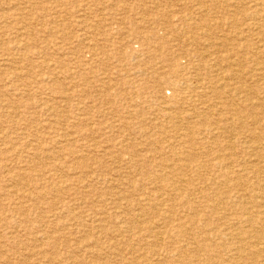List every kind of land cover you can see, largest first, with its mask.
<instances>
[{"label": "rangeland", "instance_id": "1", "mask_svg": "<svg viewBox=\"0 0 264 264\" xmlns=\"http://www.w3.org/2000/svg\"><path fill=\"white\" fill-rule=\"evenodd\" d=\"M259 71L264 0H0V264H264Z\"/></svg>", "mask_w": 264, "mask_h": 264}, {"label": "bare ground", "instance_id": "2", "mask_svg": "<svg viewBox=\"0 0 264 264\" xmlns=\"http://www.w3.org/2000/svg\"><path fill=\"white\" fill-rule=\"evenodd\" d=\"M209 1V0H208ZM211 1V0H210ZM28 2V1H27ZM25 3V2H24ZM206 3V2H205ZM40 4V3H39ZM160 4V3H159ZM196 4H197V2H196ZM217 5V4H216ZM31 6V5H30ZM20 14V13H19ZM21 15V14H20ZM24 15V14H23ZM152 16V15H151ZM20 17V16H19ZM59 17V16H58ZM153 17V16H152ZM31 18V17H30ZM35 18H36V16H35ZM22 19V18H21ZM20 19V20H21ZM34 19V18H33ZM25 20V19H24ZM37 20V19H36ZM141 21H143V20H141ZM249 21V20H248ZM251 21V20H250ZM77 22H79V20L77 21ZM137 22V21H136ZM238 26V25H237ZM52 28V27H51ZM145 28H146V26H145V24L144 25H142V26H140V25H137L136 26V29H133V31L135 32H140V33H143V32H145V31H147V32H149L148 30H145ZM219 28V27H218ZM49 29V28H48ZM213 29V28H212ZM186 30V29H185ZM47 31V30H46ZM202 31V30H201ZM48 32H50V31H48ZM47 32V33H48ZM189 32V31H188ZM25 34V33H24ZM27 35H28V33H26ZM24 36V35H23ZM25 37H26V35H25ZM66 38V37H65ZM70 37H68V39H69ZM245 38V37H244ZM72 39V38H71ZM70 39V40H71ZM11 40H12V38H11ZM33 41V40H32ZM54 40H52V42H53ZM163 44H164V42H163ZM59 45V44H58ZM208 46V45H207ZM185 48V47H184ZM261 48V47H260ZM182 49V48H181ZM207 50V49H206ZM2 52V51H1ZM4 52V51H3ZM200 52H203V51H200ZM38 53V52H37ZM41 53V52H40ZM112 53H110L109 55L111 56V57H116L115 56V54H112ZM15 55V54H14ZM110 56H108L109 58H110ZM27 57V56H26ZM33 58V57H32ZM45 58V57H44ZM27 59H28V57H27ZM19 60V59H18ZM237 61V60H236ZM4 62H5V60H4ZM15 62V61H14ZM13 63V62H12ZM30 63V62H29ZM201 63V62H200ZM237 64V63H236ZM9 65H10V63H9ZM13 65V64H12ZM263 65V64H262ZM228 66H230V64L228 65ZM233 66V65H232ZM234 67H235V65H234ZM58 68V67H57ZM213 68V67H212ZM223 68H225V67H223ZM209 69V68H208ZM207 69V70H208ZM219 69V68H218ZM248 70H250L249 68H247ZM258 69L260 70V68L258 67ZM174 70V71H173ZM237 70L239 71V69L237 68ZM242 70V69H241ZM31 71V70H30ZM222 71V70H221ZM226 71V70H225ZM235 71V70H234ZM27 72V71H26ZM42 72V71H41ZM174 72H176L177 73V78L176 79H174V80H170V79H168V77L165 75V74H158V73H153L152 75H147L145 78V80H144V82H143V85H142V87H141V91L142 92H144V91H148L150 88H152V86H151V82H153V88H164V87H166V85H169V86H171V87H173L174 88V90H175V92L176 91H181L180 89L181 88H179V86H180V81L182 82V77H181V75H180V71H176V67H170V69H169V73L170 74H172V73H174ZM240 72V71H239ZM241 73V72H240ZM259 74H261L262 75V80H264V72L263 71H259ZM221 75H223V74H221ZM258 76V75H257ZM171 77V76H170ZM230 77V76H229ZM261 77V76H260ZM53 80V79H52ZM197 80V79H196ZM201 80V79H200ZM228 80V79H227ZM234 81V80H233ZM49 82H50V80H49ZM198 82V81H197ZM247 82V81H246ZM22 84V83H21ZM183 84V83H182ZM240 84V83H239ZM261 84H264V82H262ZM24 87V86H23ZM219 88H221V87H219ZM55 89V88H54ZM184 89H185V87H184ZM31 91V90H30ZM54 91V90H53ZM183 91V90H182ZM240 92V91H239ZM158 93V92H157ZM156 93V94H157ZM137 95H139V94H137ZM153 96V95H152ZM230 96V95H229ZM247 96V95H246ZM162 98V97H161ZM71 99V98H70ZM70 101V100H69ZM257 101V100H256ZM259 101V100H258ZM183 104V103H182ZM192 104V103H191ZM23 107V106H22ZM196 107V106H195ZM237 107V106H236ZM19 108V107H18ZM193 109V108H192ZM16 110V109H15ZM167 110V109H166ZM168 112V111H167ZM13 113V112H12ZM201 113V112H200ZM2 114V113H1ZM0 114V115H1ZM15 114V113H14ZM13 114V115H14ZM10 115H11V112H10ZM177 115V114H176ZM194 116V118H197L198 117V115L194 112V114H193ZM214 115V114H213ZM191 117V116H190ZM224 117V116H223ZM179 118V117H178ZM177 118V119H178ZM182 119V118H181ZM216 119V118H215ZM252 120V119H251ZM63 121V120H62ZM68 122V121H67ZM186 122V121H185ZM197 125V124H196ZM196 125H192L193 126V128H191V127H189V129H191V131L192 132H196V133H199L201 130V128L200 127H196ZM173 127V126H172ZM221 130V129H220ZM231 130V129H230ZM180 135V134H179ZM191 135V134H190ZM193 135V134H192ZM237 136V135H236ZM77 138V137H76ZM206 138V137H205ZM198 139H193V140H190L189 141V143H190V146H191V148H196V146H198V145H200V142L199 141H197ZM260 139H258V141H259ZM28 142V141H27ZM64 142V141H63ZM252 145V144H251ZM257 145L258 146H255V148L257 149V151L259 152V153H262V156H264V145L261 143V142H258L257 143ZM208 147V146H207ZM226 148V147H225ZM129 149V148H128ZM44 151V150H43ZM36 152V151H35ZM56 152V151H55ZM210 152V151H209ZM208 152V153H209ZM221 152H222V150H221ZM211 153V152H210ZM60 154H61V152H60ZM32 155V154H31ZM133 155H136V154H133ZM189 155V154H188ZM196 156V155H195ZM86 157V156H85ZM35 158V157H34ZM43 158V157H42ZM47 159V158H46ZM49 159V158H48ZM54 159V158H53ZM58 159V158H57ZM134 161V160H133ZM185 162H186V160H185ZM188 162V161H187ZM169 164V163H168ZM184 164V163H183ZM182 164V165H183ZM190 164V163H189ZM65 165V164H64ZM185 165V164H184ZM187 165V164H186ZM230 165H231V163H230ZM2 166V165H1ZM155 166V165H154ZM172 166V165H171ZM231 167V166H230ZM153 168V167H152ZM186 168V167H185ZM234 168V167H233ZM222 169V168H221ZM149 171V170H148ZM147 171V172H148ZM87 172V171H86ZM208 172V171H207ZM206 172V173H207ZM231 173H233V172H231V171H229V172H227L226 174H224V176L225 177H229L230 175H231ZM25 176V175H24ZM209 176V175H208ZM76 178V177H75ZM234 178V177H233ZM78 180L79 181H81L82 182V180H84V179H82V180H80L79 178H78ZM86 180V179H85ZM183 180V179H182ZM102 181V180H101ZM100 181V182H101ZM175 181V180H174ZM29 183V182H28ZM105 183V182H104ZM103 184V183H102ZM170 184V183H169ZM28 185V184H27ZM48 186H50V185H48ZM106 186V185H105ZM149 186V185H148ZM263 186V185H262ZM20 188V187H19ZM18 188V189H19ZM129 188V187H128ZM262 188V187H261ZM21 189H23V188H21ZM13 189H11V191H12ZM198 192H200V191H198ZM41 193V192H40ZM116 193V192H115ZM117 194V193H116ZM44 195V194H43ZM89 195V194H88ZM86 196V195H85ZM168 196V195H167ZM93 197V196H92ZM98 197V196H97ZM94 198V197H93ZM262 198H264V194L262 195ZM264 200V199H263ZM115 202V201H114ZM113 202V203H114ZM57 204V203H56ZM219 208V207H218ZM61 209H63V208H61ZM143 212H145V210H143ZM157 212V211H156ZM45 214V213H44ZM65 215V214H64ZM141 215V214H140ZM44 216V215H43ZM41 217V216H40ZM93 218V217H92ZM98 218V217H97ZM120 218V217H119ZM142 218V217H141ZM44 219V218H43ZM118 218H116V220H117ZM70 222V221H69ZM237 222V221H236ZM55 224V223H54ZM109 224V223H108ZM242 224V223H241ZM95 227V226H94ZM158 227V226H157ZM93 228V227H92ZM126 229V228H125ZM129 230V229H128ZM264 230V229H263ZM95 232V230L93 231V233ZM254 238H259L260 236H258V234L257 235H253L252 234V232L250 231L249 232ZM95 234V233H94ZM218 235H219V233H217ZM46 236V235H45ZM94 236V235H93ZM47 237V236H46ZM249 239V238H248ZM239 240V239H238ZM86 241H88L87 240V238H86ZM160 241H162V238L160 237ZM240 241V240H239ZM155 244H157L156 242H155ZM157 246V245H156ZM151 247V246H150ZM208 245L207 244H203V243H198V247L197 248H199V249H201V250H206V249H208ZM193 249V248H191V247H188V248H186V250H187V252H188V254H189V256H195L197 253H198V249ZM244 248V247H243ZM76 250V249H75ZM235 250H236V254H241L242 253V250H241V248L240 247H237V248H235ZM234 250V251H235ZM255 252H257L258 254L260 253L261 254V256H264V249H262L261 247L258 249V248H255V249H253ZM68 251V250H67ZM232 251V250H231ZM55 252V251H54ZM69 252V251H68ZM229 252V251H228ZM76 254V253H75ZM115 255V254H114ZM63 256V255H62ZM132 256V255H131ZM181 256V255H180ZM248 256V255H247ZM54 257V256H53ZM53 257H50V260L51 259H54ZM187 257V256H186ZM8 258V257H7ZM125 258V257H124ZM148 258V257H147ZM77 261V260H76ZM156 261V260H155ZM47 264V263H46ZM57 264V263H56ZM100 264H101V261H100ZM233 264H235V263H233Z\"/></svg>", "mask_w": 264, "mask_h": 264}]
</instances>
